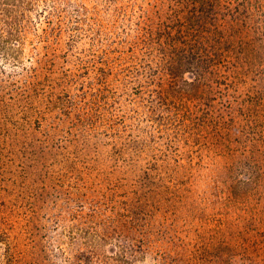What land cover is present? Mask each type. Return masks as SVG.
Here are the masks:
<instances>
[{
	"label": "rangeland",
	"instance_id": "rangeland-1",
	"mask_svg": "<svg viewBox=\"0 0 264 264\" xmlns=\"http://www.w3.org/2000/svg\"><path fill=\"white\" fill-rule=\"evenodd\" d=\"M0 264H264V0H0Z\"/></svg>",
	"mask_w": 264,
	"mask_h": 264
},
{
	"label": "trees",
	"instance_id": "trees-1",
	"mask_svg": "<svg viewBox=\"0 0 264 264\" xmlns=\"http://www.w3.org/2000/svg\"><path fill=\"white\" fill-rule=\"evenodd\" d=\"M64 1L66 0H55L57 4L62 3ZM67 1H70V0H67ZM196 44H197V37H195L194 39H191V42H186L185 46L181 49L182 58L179 62L180 70L182 69L181 72H184L186 70H193L197 72V70H200L201 67L204 66L202 65V62L200 61L201 57H197V55L201 56L200 54L201 52L200 51L198 52L199 48L195 47ZM171 71H172V68H171ZM195 77H196L195 78L196 80L189 81V80L184 79L183 81L185 82V84L191 87L201 81V78H200L201 76L198 74V72Z\"/></svg>",
	"mask_w": 264,
	"mask_h": 264
}]
</instances>
